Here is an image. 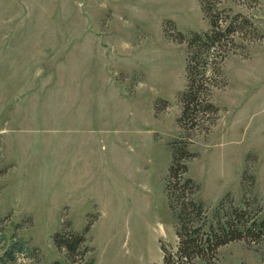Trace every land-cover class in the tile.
<instances>
[{"label":"rangeland","instance_id":"obj_1","mask_svg":"<svg viewBox=\"0 0 264 264\" xmlns=\"http://www.w3.org/2000/svg\"><path fill=\"white\" fill-rule=\"evenodd\" d=\"M224 5L258 33L223 61L218 113L187 130L200 0H0V254L19 248L5 264H165L173 147L190 152L197 199L264 214V0ZM68 235L73 253L55 242ZM215 264H264V243L230 242Z\"/></svg>","mask_w":264,"mask_h":264},{"label":"trees","instance_id":"obj_2","mask_svg":"<svg viewBox=\"0 0 264 264\" xmlns=\"http://www.w3.org/2000/svg\"><path fill=\"white\" fill-rule=\"evenodd\" d=\"M225 0H200L202 12L209 20V28L191 32L187 39V84L180 94L183 104L179 122L187 130L201 129L204 119L215 116L219 109L212 101L214 79L222 74L225 58L246 42L256 38L258 27L243 12L231 13ZM190 155L187 148L173 147V161L169 169L166 189L171 207L176 212L177 249L164 250L165 264H194L198 258L215 264L219 249L233 241L264 243V214L255 201L245 200L242 206L227 195L213 208L196 198L199 186L187 175ZM73 236L56 237L55 242L69 252H75L80 240ZM77 239L78 241H74ZM17 243L3 251L0 262L5 264L14 258ZM22 251V250H21Z\"/></svg>","mask_w":264,"mask_h":264}]
</instances>
